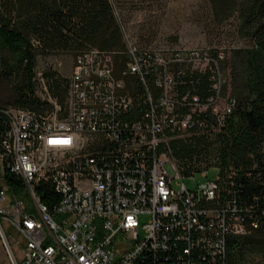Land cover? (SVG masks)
<instances>
[{
  "label": "built area",
  "instance_id": "obj_1",
  "mask_svg": "<svg viewBox=\"0 0 264 264\" xmlns=\"http://www.w3.org/2000/svg\"><path fill=\"white\" fill-rule=\"evenodd\" d=\"M121 32L122 68L90 50L74 59L62 98L47 95L50 111H3L0 220L22 239L18 263L0 222L9 264H264V210L241 194L257 165L198 169L172 154L175 141L194 142V151L227 147L238 104L226 51L144 49ZM36 76L43 81L38 67ZM69 138L70 146L50 143ZM210 170L213 181L173 187ZM6 175L20 181L21 194L11 193ZM39 189L56 195L43 203ZM140 216L149 218L141 226ZM251 236L259 248L244 250L237 239Z\"/></svg>",
  "mask_w": 264,
  "mask_h": 264
},
{
  "label": "trees",
  "instance_id": "obj_2",
  "mask_svg": "<svg viewBox=\"0 0 264 264\" xmlns=\"http://www.w3.org/2000/svg\"><path fill=\"white\" fill-rule=\"evenodd\" d=\"M117 2L0 0V137L8 128L3 111L42 115L51 109L35 93L38 59L60 55L75 59L96 50L111 55L115 72L123 67ZM208 5L215 24L234 21L236 35L248 41L244 47L231 50L225 64H230L231 96L238 105L223 137L227 149L222 152V165L231 162L243 171L257 165V171H250L252 179H242L241 194L245 203L257 198V208L264 210V0H208ZM49 86L52 95L61 99L63 81L54 77ZM4 182L11 193L21 194L18 179L6 175ZM38 193L46 204L52 194L56 195L50 189H39ZM237 242L244 250L258 249L260 244L256 236ZM241 258V251L231 256L235 262Z\"/></svg>",
  "mask_w": 264,
  "mask_h": 264
},
{
  "label": "rangeland",
  "instance_id": "obj_3",
  "mask_svg": "<svg viewBox=\"0 0 264 264\" xmlns=\"http://www.w3.org/2000/svg\"><path fill=\"white\" fill-rule=\"evenodd\" d=\"M117 18L120 27L134 43L144 49L174 50L189 48H221L226 51L227 59L231 50L244 47L248 41L236 35V23L227 21L220 25L211 18L208 0H117ZM74 64V57L60 55L48 59H41L37 64L39 71L44 73L43 81L35 80L36 96L48 103V96L53 97L50 84L54 77L63 81L70 75ZM229 73L228 91L231 94L230 64L226 67ZM47 76H46V75ZM47 93V94H46ZM0 102L2 100L0 99ZM194 142L175 141V149L172 152L178 165L185 163L187 159L193 161L198 169L207 166L222 164V152L227 148L214 150H190ZM187 151V152H186ZM191 151V152H189ZM188 162V161H187ZM228 162V160H227ZM217 176L215 170H210L206 177L197 173L189 179H180L173 182L184 184L188 190H193L197 185L205 181H213ZM28 211L33 212L29 199L25 200ZM147 216H140V226L148 221ZM5 235L10 243L12 251L18 263L22 261V239L16 231L4 220H0ZM142 234V231L140 232ZM0 264H9L8 258L0 244Z\"/></svg>",
  "mask_w": 264,
  "mask_h": 264
},
{
  "label": "snow or ice",
  "instance_id": "obj_4",
  "mask_svg": "<svg viewBox=\"0 0 264 264\" xmlns=\"http://www.w3.org/2000/svg\"><path fill=\"white\" fill-rule=\"evenodd\" d=\"M50 143H52V144H67V143H69V141H67V140L55 141V140H53V141H50Z\"/></svg>",
  "mask_w": 264,
  "mask_h": 264
},
{
  "label": "bare ground",
  "instance_id": "obj_5",
  "mask_svg": "<svg viewBox=\"0 0 264 264\" xmlns=\"http://www.w3.org/2000/svg\"><path fill=\"white\" fill-rule=\"evenodd\" d=\"M16 113H24V114H29L27 112H23V111H15Z\"/></svg>",
  "mask_w": 264,
  "mask_h": 264
},
{
  "label": "clouds",
  "instance_id": "obj_6",
  "mask_svg": "<svg viewBox=\"0 0 264 264\" xmlns=\"http://www.w3.org/2000/svg\"><path fill=\"white\" fill-rule=\"evenodd\" d=\"M67 141H69V143H67L66 145L70 146L71 138H69Z\"/></svg>",
  "mask_w": 264,
  "mask_h": 264
}]
</instances>
